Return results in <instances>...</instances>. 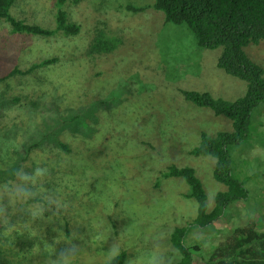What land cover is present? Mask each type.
Masks as SVG:
<instances>
[{"label": "rangeland", "instance_id": "obj_1", "mask_svg": "<svg viewBox=\"0 0 264 264\" xmlns=\"http://www.w3.org/2000/svg\"><path fill=\"white\" fill-rule=\"evenodd\" d=\"M151 1L16 0L10 8L14 18L49 29L57 27V14L64 11L67 22L80 27L75 35L14 33L0 19V75L58 58L12 83L14 93L28 94L24 104H10L6 84H0V147L17 146L22 154V144L44 139L54 146L60 134L72 156L87 155L66 170L83 171L76 181L94 198L89 213L81 216L93 235L79 250L90 259L97 257L90 248L105 242L112 253L128 250L125 264L175 261L169 233L197 215V202L184 196L189 186L183 178L158 180L168 165L196 169L209 209L216 193L225 189L213 176L214 159L190 150L202 131H232V121L186 99L183 91L233 101L244 96L247 83L218 67L221 47H200L186 24L167 21ZM100 36H114L112 48L90 53L89 44ZM244 51L264 69V41L250 43ZM73 116L78 118L64 124ZM230 152L251 197L231 203L213 225L192 229L187 243L201 246L195 264H202L235 226L255 221L264 227V100L253 112L249 138L231 145ZM11 173V168L0 169V179ZM6 189L0 183V199L13 202ZM90 259L87 264H94Z\"/></svg>", "mask_w": 264, "mask_h": 264}, {"label": "trees", "instance_id": "obj_2", "mask_svg": "<svg viewBox=\"0 0 264 264\" xmlns=\"http://www.w3.org/2000/svg\"><path fill=\"white\" fill-rule=\"evenodd\" d=\"M15 1L0 0V19L8 21L14 33L52 36L58 31L66 35L79 32L77 24L67 22L64 11L57 14L55 29L16 19L10 13ZM149 5L163 11L167 21L186 24L200 47H221L218 67L247 83L244 96L233 101L214 97L210 92L183 91L186 99L226 116L233 125L232 131L213 135L202 131L199 144L190 150L195 156H211L213 176L225 185L224 190L216 193L212 208H208L203 182L193 166L170 164L158 175V180L183 178L189 186L184 196L197 202V215L169 233L170 245L177 255L172 264H195L201 246L187 243L192 229L213 225L225 216L231 203L247 202L251 197L250 189L236 173L230 146L249 138L253 112L264 100V69L244 51L248 44L264 41V0H152ZM128 7L134 11L144 9L142 6ZM107 38L95 37L88 47L90 53L108 52L115 37ZM57 59L46 58L25 69L15 66L0 75V84H6L4 94L9 97L10 104H24L30 100L28 94L14 93L12 83ZM76 118L78 116L66 118L64 124ZM59 136L54 146L44 139L24 143L22 154L17 146L0 147V169H12L0 183L7 187L9 195H13V202L0 199V264H87L88 257L90 259L89 255L85 256L86 250H79L93 235L81 216L89 213L88 205L94 198L83 189L81 181H76V178L82 180L83 171L78 174L74 168L66 170L73 161L86 159L87 155L72 156V150ZM80 190L83 193H78ZM79 209H83V213ZM108 245L97 242V248H90L93 256H97L91 257L92 263L125 264L129 259L128 250L121 247L112 253L114 250ZM82 253L85 257L79 261ZM202 264H264V227L260 228L255 221L235 226L213 245L211 254L204 257Z\"/></svg>", "mask_w": 264, "mask_h": 264}]
</instances>
